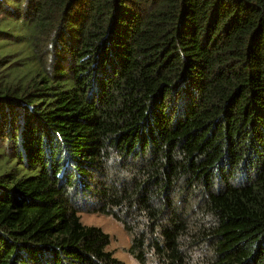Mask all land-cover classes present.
I'll return each instance as SVG.
<instances>
[{"label":"trees","instance_id":"obj_1","mask_svg":"<svg viewBox=\"0 0 264 264\" xmlns=\"http://www.w3.org/2000/svg\"><path fill=\"white\" fill-rule=\"evenodd\" d=\"M0 151V264H264V0H0Z\"/></svg>","mask_w":264,"mask_h":264},{"label":"rangeland","instance_id":"obj_2","mask_svg":"<svg viewBox=\"0 0 264 264\" xmlns=\"http://www.w3.org/2000/svg\"><path fill=\"white\" fill-rule=\"evenodd\" d=\"M4 150H6V148H4ZM1 153L2 151H0V165L3 163L2 160L4 159L1 157ZM117 161L118 160L114 158L110 162L111 167L108 169L106 172L107 174L104 177V179H106L104 181L107 183V185L109 184L108 180L112 179L113 181H121L122 179H125L126 175L129 173V165L123 163L121 160L118 162ZM80 204L83 203L81 202ZM87 204L88 205L82 208L79 207V215L82 223L86 225L99 226L103 229V231L108 233L110 236V243L107 248L111 250L114 253V256L121 260L123 264H139L128 251L130 245V236L129 233L124 229L123 224L113 215L91 212L89 209L92 208V205L89 203ZM112 210H114L117 214L121 213L120 210H116L114 207H112Z\"/></svg>","mask_w":264,"mask_h":264}]
</instances>
